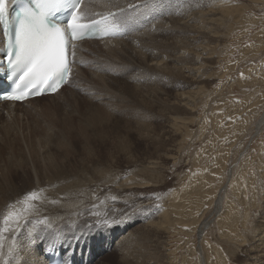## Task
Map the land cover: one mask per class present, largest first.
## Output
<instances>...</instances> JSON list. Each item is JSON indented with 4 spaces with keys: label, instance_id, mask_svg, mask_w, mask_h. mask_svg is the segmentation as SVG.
Instances as JSON below:
<instances>
[{
    "label": "rangeland",
    "instance_id": "1",
    "mask_svg": "<svg viewBox=\"0 0 264 264\" xmlns=\"http://www.w3.org/2000/svg\"><path fill=\"white\" fill-rule=\"evenodd\" d=\"M211 1L169 0L151 17L135 7L144 34L169 17L177 29L159 35L158 54L140 48L142 58L91 45V62L112 71L82 72L94 97L68 90L31 107H0V142L13 140L0 156V264L23 238L36 254L48 231L79 228L96 232L93 246L119 233L95 264H261L251 248L264 220V0ZM224 5L235 18L213 9L219 27L182 20ZM193 65L201 72L187 77ZM190 91L193 111L173 104Z\"/></svg>",
    "mask_w": 264,
    "mask_h": 264
},
{
    "label": "snow or ice",
    "instance_id": "2",
    "mask_svg": "<svg viewBox=\"0 0 264 264\" xmlns=\"http://www.w3.org/2000/svg\"><path fill=\"white\" fill-rule=\"evenodd\" d=\"M18 2L22 7L13 32L7 0H0V24L7 38V67L18 81L16 87L19 89V94L5 97L7 99L23 100L29 93L41 95L45 89L56 91L71 75L69 54H75L73 41L90 34H115L118 28L127 30L128 27L127 13H110L93 20L90 25L82 23L80 6L83 0H32L34 6L24 0ZM59 10L68 13L63 25L53 18ZM119 11L124 13V9ZM28 199H36L35 193ZM10 218L11 214L5 218V224Z\"/></svg>",
    "mask_w": 264,
    "mask_h": 264
},
{
    "label": "bare ground",
    "instance_id": "3",
    "mask_svg": "<svg viewBox=\"0 0 264 264\" xmlns=\"http://www.w3.org/2000/svg\"><path fill=\"white\" fill-rule=\"evenodd\" d=\"M169 0H88V3H87V6H89L90 4H91V2H93V8L91 9V12H90V14H92V13H94L95 11H117V10H120V9H124V13H122L121 15H124L125 13H127V15H128V28L130 29V27H131V30H134V29H137V27H138V25H139V20L135 17V15L134 14H132V10L135 8V7H140V10H145L146 11V14L148 15V16H153L154 15V13L152 12V10L153 9H160V10H156V11H160V12H162L163 10H166L167 9V7H162V5H165L167 2H168ZM204 1V0H203ZM211 0H209V2H210ZM171 2V1H170ZM199 2V1H198ZM212 2V1H211ZM201 3H203V2H201ZM188 4V3H187ZM209 4V3H208ZM227 4H230V3H227ZM186 5V4H185ZM184 5V6H185ZM218 5V4H217ZM167 6H168V4H167ZM210 5H208L207 7H209ZM211 7V6H210ZM192 8V7H191ZM206 8V7H205ZM201 9H202V7H201ZM209 9V8H208ZM213 9H218V11H220L222 14V16H223V18L225 17V18H228L227 20L229 21V20H233L234 21V18H235V11H234V7H231L230 5H224V6H222L221 8H216V7H213L211 10H209V11H203V9L201 10V12H198V13H194L193 14V12H192V14H190V13H188V15L186 16V17H184L182 20L183 21H188V19L190 20V19H194V20H198V21H201V20H203L204 21V19L205 18H207V20H209L212 24H216L217 23V26H218V24H221L222 23V16L219 14V16H218V11H213ZM137 11L139 10L138 8L136 9ZM151 10V11H150ZM188 10H190V7L188 8ZM205 10V9H204ZM187 11V10H186ZM191 11H193L192 9H191ZM196 11V10H195ZM199 11V10H198ZM203 11V12H202ZM175 12V11H174ZM185 12V11H184ZM164 13V12H163ZM183 13V12H182ZM216 14H217V16L218 17H215L216 16ZM145 15V14H144ZM144 15H140L138 12H136V16H139V17H143ZM167 17H169V16H167ZM173 17V16H172ZM157 19V18H156ZM168 19V18H167ZM172 20H174V19H170V17H169V19L168 20H162L161 19V21H160V23L159 24H155L154 26H152L150 29L148 28V30H146L147 31V33H143L142 31H144L145 30V28H144V30H142L141 32L139 31V32H137V33H135V34H133V35H131V36H127V37H125L124 39H122V40H117V41H106V42H94V43H91L90 45H98V46H100V45H102V47H104L105 49H108V50H110V52H108V53H120V52H124V50H126V49H128V48H131L132 50H133V52L134 53H132V54H137V53H139V54H141L140 53V51H138L140 48H146V50H147V52L149 53H151L152 51H156V49H157V46L159 45V42H158V40H159V35H161V33H164V32H171V31H173L174 32V30L175 29H177V27L176 26H174L175 28H174V30H173V28H172V26L173 25H171V21ZM225 20V19H224ZM189 22V21H188ZM191 22V21H190ZM204 22H206V21H204ZM209 22V27L211 26V23ZM221 22V23H220ZM232 22V21H231ZM223 23H224V21H223ZM227 24H228V22H226ZM225 23V24H226ZM234 23V22H233ZM233 23L231 24L230 23V25L228 24V26L229 27H231L232 25H233ZM172 24H175V23H172ZM178 24V23H177ZM177 24H175V25H177ZM191 24V23H190ZM199 24V23H198ZM225 24H224V26H225ZM180 25V24H179ZM194 25V24H193ZM184 27H186L185 25H183ZM182 26V27H183ZM196 26V25H195ZM202 26V25H201ZM212 26H216V25H212ZM227 26V25H226ZM181 27V28H182ZM197 27V26H196ZM195 27V28H196ZM219 27V26H218ZM217 27V28H218ZM179 28V27H178ZM198 28H199V25H198ZM214 28H216V27H214ZM180 29V28H179ZM190 29V28H189ZM193 29H194V26H193ZM200 29V28H199ZM198 29V30H199ZM209 29V28H208ZM231 29V28H230ZM151 30H152V33H151ZM187 30V29H186ZM196 30V29H195ZM195 30H192V28H191V32H193L194 33V31ZM197 30V31H198ZM207 30V29H206ZM217 30V29H216ZM176 31V30H175ZM178 31H180V30H178ZM177 31V32H178ZM197 31L195 32V33H197ZM201 31H202V29H201ZM201 31H200V33H201ZM209 31V30H208ZM212 31V30H211ZM172 32V33H173ZM203 32H204V30H203ZM187 33H188V31H187ZM205 33H206V31H205ZM209 33H212V32H209ZM169 34V33H168ZM199 33H197V35H198ZM206 34H208V32L206 33ZM165 35V34H164ZM167 35V34H166ZM165 35V36H166ZM171 35V34H170ZM182 35V34H181ZM193 35V34H192ZM200 35V34H199ZM210 35V34H209ZM217 35V34H216ZM175 36H177V35H175ZM191 36V35H190ZM146 37H148V38H146ZM155 37V38H154ZM195 38H196V35L194 36ZM214 37V36H213ZM146 38V39H145ZM197 38H199V36L197 37ZM201 38H204V36H201ZM200 38V39H201ZM207 38V37H206ZM210 38H212V37H210ZM217 38V37H216ZM157 39V40H156ZM193 39V38H192ZM199 39V40H200ZM196 40V39H195ZM198 39H197V41H199ZM163 41V40H162ZM206 41V40H205ZM164 42V41H163ZM210 42V41H209ZM124 43H126V45H124ZM181 43V42H180ZM183 43V42H182ZM181 43V44H182ZM201 44H202V42H200ZM199 42H198V44H200ZM217 43V42H216ZM216 43H214V44H216ZM167 43H164V45H166ZM186 44V43H185ZM200 44V45H201ZM161 45V44H160ZM175 45V44H174ZM180 45V44H179ZM197 45V44H196ZM2 46V39H1V37H0V47ZM86 47V46H85ZM85 47H84V49H85ZM93 47V46H92ZM177 47H179V46H177ZM195 47V46H194ZM199 47V46H198ZM198 47H197V50H198ZM158 48H160V47H158ZM163 48V47H162ZM196 48V47H195ZM194 48V49H195ZM207 48V47H206ZM208 48H210V47H208ZM167 50V49H166ZM196 50V51H197ZM202 50V49H201ZM207 50V49H206ZM143 51V50H142ZM145 51V50H144ZM155 51H154V54H158V52H156L155 53ZM187 51V50H186ZM200 51V49L197 51V52H199ZM160 52H161V49H160ZM163 52V51H162ZM171 52V51H170ZM176 52V51H175ZM194 52V51H193ZM89 53H90V51L89 50H86V55L87 56H90L89 55ZM104 53H105V51H104ZM108 53H106V54H108ZM122 53L120 54V55H122ZM184 53V52H183ZM182 53V54H183ZM97 54V53H96ZM139 54H137V56H139ZM143 54V53H142ZM145 54V53H144ZM147 54V53H146ZM171 54V53H170ZM179 54V53H178ZM198 53H196L195 52V54H191L192 56H194V55H197ZM159 55H161L162 56V53L160 54L159 53ZM167 55V54H166ZM166 55L164 54V56H165V58H166ZM173 55V54H172ZM181 55V54H180ZM190 55V54H189ZM126 56V55H125ZM158 56V55H157ZM176 55H174L173 57H175ZM182 56V55H181ZM191 56V57H192ZM202 56V55H201ZM127 57V56H126ZM128 57H130V56H128ZM136 57V56H135ZM140 57V56H139ZM144 57V56H143ZM169 57V56H168ZM190 57V56H189ZM189 57H187L188 59H189ZM92 58H94L95 59V56H93ZM91 58V59H92ZM101 58V56L99 57L98 56V59H97V61H99V59ZM121 58H123V56L121 57ZM140 58H142V57H140ZM164 58V59H165ZM177 58V57H176ZM175 58V60H177ZM185 58V55H184V57L182 56V59H184ZM114 59H116V58H114ZM125 59V58H124ZM139 59V58H138ZM149 59H151V58H149ZM155 59V58H154ZM168 59V58H167ZM170 59V58H169ZM205 59V58H204ZM166 60V59H165ZM78 61H79V63L80 64H84V63H86V61L85 60H83V53L81 52L80 53V55H79V58H78ZM125 61V60H124ZM145 61V60H144ZM164 61V60H163ZM170 61V60H169ZM179 61H181V59L179 60ZM184 61H187L186 59L184 60ZM138 62V61H137ZM140 62H141V60H140ZM139 62V63H140ZM154 61H152V63L150 64H143L144 66H145V69H149V68H151V67H153L155 64L153 63ZM155 62H157V61H155ZM165 62V61H164ZM135 63V62H134ZM142 63V62H141ZM158 63V62H157ZM160 63V62H159ZM182 63V62H181ZM185 63V62H184ZM101 64H102V62H101ZM161 64H162V62H161ZM160 64V65H161ZM200 64V63H199ZM126 65V64H125ZM158 65V64H157ZM165 65V64H164ZM204 65V64H203ZM156 66V65H155ZM188 66V65H187ZM197 66V65H196ZM200 66V65H199ZM202 66V65H201ZM184 67V66H183ZM182 67V68H183ZM189 67V66H188ZM193 67L194 68H188V70H187V74H188V76L187 77H189V76H194V78L197 76V72H201V71H199V69H198V67H195L194 65H193ZM154 69V68H153ZM179 70V69H178ZM153 71V70H152ZM182 71V70H181ZM147 73V72H146ZM153 74V73H152ZM139 75V74H138ZM147 75V74H146ZM196 75V76H195ZM145 76V75H144ZM154 76V75H153ZM210 76V75H209ZM143 77V76H142ZM198 77H200V76H198ZM77 78L79 79L80 78V75H78L77 76ZM150 78V77H149ZM191 78V77H190ZM193 77H192V79H194ZM102 79V78H101ZM198 79V78H197ZM98 80H100V79H98ZM154 80V79H153ZM106 81V80H105ZM104 81V82H105ZM100 82V81H99ZM144 82V81H143ZM196 82V81H195ZM106 84V83H105ZM167 84V83H166ZM109 86V85H108ZM67 92V91H66ZM192 92L190 91V93L189 94H184V93H182V95L181 96H179L177 99H175V102L173 103V104H175V105H178V106H180V107H183V108H186V110H190V111H193V108H195L196 106H195V104H196V96H195V94H191ZM63 94V92H61V93H59L58 95H56V96H53V97H48L47 98V100H49V99H56V98H58V97H60L61 95ZM44 99H46V98H44ZM44 99H40V100H35L34 102L35 103H38L39 101H42V100H44ZM198 103V102H197ZM171 105H172V103H171ZM17 108L19 107V106H16ZM15 107V108H16ZM178 110V109H177ZM11 115V114H10ZM36 115H38V116H40V112L38 113V112H36ZM35 115V116H36ZM179 119V118H178ZM171 122H173V121H171ZM175 124H176V121L174 122ZM262 123H263V121H261L260 123H259V125H258V129L261 127V125H262ZM184 130V129H183ZM35 132H37V129H35ZM1 134H3V133H1L0 132V138H1ZM13 140H12V138H10V140L8 139V140H6V142H5V144H3V143H1L0 142V156H2V154L3 153H5L8 149H10V146H12L13 144L12 143H10V142H12ZM14 141H17L16 139L14 140ZM27 151H29L30 152V150H27ZM32 153V152H31ZM1 161V160H0ZM52 182V181H51ZM59 183V182H58ZM52 185H53V182H52ZM58 185V184H57ZM1 193V192H0ZM55 194V193H54ZM56 195V194H55ZM7 197V196H6ZM10 197V196H9ZM4 198V197H3ZM73 198H76V197H73ZM3 200V199H2ZM55 200V199H54ZM77 200V199H76ZM78 201V200H77ZM76 201V202H77ZM81 201V200H80ZM61 204V203H60ZM64 205V204H63ZM69 205H75V203H70ZM60 206H62V205H60ZM66 206V205H65ZM44 207V206H43ZM42 207V208H43ZM59 207V206H58ZM63 207V206H62ZM62 207H60V208H62ZM77 207V206H76ZM65 209L67 208V207H64ZM83 208V207H82ZM51 210V209H50ZM65 211V210H64ZM68 211V210H67ZM16 213V212H15ZM62 213H64V212H62ZM50 214V213H49ZM68 214V213H67ZM8 215V214H7ZM16 215H17V213H16ZM45 215V214H44ZM43 215V216H44ZM52 215V214H51ZM64 215V214H63ZM69 215H70V213H69ZM47 216H49L48 214H47ZM18 217V216H17ZM167 217V216H166ZM73 220V219H72ZM61 221V220H60ZM9 222V221H8ZM71 223V222H70ZM262 226L261 225H259V228H258V232H259V238H257V241H256V239H255V244H256V246L254 247V246H252V247H254V248H251L252 249V251H253V249L254 250H256V251H254L255 252V258H259L260 257V259L259 260H262V262H261V264H264V220L262 221ZM80 225V224H79ZM8 226V225H7ZM13 227H15L14 225H12ZM46 226H48V225H46ZM12 227V228H13ZM15 228H13L12 229V231L14 230ZM20 229V228H19ZM19 229H16V233H17V230H19ZM82 229V228H81ZM3 230V229H2ZM11 230V229H10ZM3 232V231H2ZM5 232V231H4ZM3 232V233H4ZM6 232H7V230H6ZM19 232V231H18ZM1 233V232H0ZM3 233H1V234H3ZM20 233V232H19ZM130 234V233H129ZM17 235V234H16ZM46 234H44V236H45ZM13 236H15V235H13ZM24 236H25V234H24ZM43 235L41 236L42 238L44 237ZM4 237V236H3ZM9 237V236H8ZM11 237V236H10ZM10 237H9V239H10ZM41 238V239H42ZM4 240V239H3ZM8 240V239H7ZM19 240V239H18ZM130 240H131V238H126L125 240H123L122 242H121V244H120V247H119V251L121 252V254H122V257H121V260H123V261H125L128 257H129V251H130V245L131 244H129V242H130ZM11 240H9V242H10ZM12 241H14V240H12ZM12 241H11V243H12ZM3 243V242H2ZM7 243V242H6ZM118 243H119V241H118ZM254 243V242H253ZM5 244V243H4ZM42 244V241L40 240V244H39V250L37 251V253L36 254H33V252L32 251H27V245H26V243H25V238H23L22 239V241H21V243H19V245L16 247L15 246V248H12L14 251H13V254H12V256H11V262H8L7 264H46V262H44L43 261V254L40 252V245ZM248 244V243H247ZM15 245V244H14ZM135 246V245H134ZM10 249V248H9ZM1 251H2V249H1ZM12 251V250H11ZM9 253V252H8ZM2 254V253H1ZM254 255H250V259H251V257H252V259L254 258ZM10 256V255H9ZM8 256V257H9ZM1 257V256H0ZM5 258V257H4ZM4 258H1V259H4ZM254 258V259H255ZM262 258V259H261ZM6 259V258H5ZM36 259V260H35ZM251 259V260H252ZM18 261V262H17ZM6 262V261H5ZM255 262L256 263H258V262H260V261H256L255 260ZM1 263V262H0ZM87 263V259H83V264H86ZM3 264V263H2ZM253 264V263H252ZM259 264V263H258Z\"/></svg>",
    "mask_w": 264,
    "mask_h": 264
}]
</instances>
